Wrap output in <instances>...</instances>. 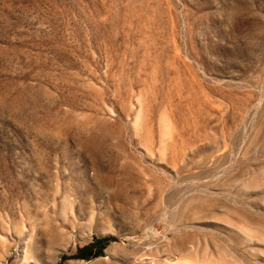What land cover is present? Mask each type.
<instances>
[{
	"label": "rangeland",
	"instance_id": "1",
	"mask_svg": "<svg viewBox=\"0 0 264 264\" xmlns=\"http://www.w3.org/2000/svg\"><path fill=\"white\" fill-rule=\"evenodd\" d=\"M0 264H264V0H0Z\"/></svg>",
	"mask_w": 264,
	"mask_h": 264
},
{
	"label": "trees",
	"instance_id": "2",
	"mask_svg": "<svg viewBox=\"0 0 264 264\" xmlns=\"http://www.w3.org/2000/svg\"><path fill=\"white\" fill-rule=\"evenodd\" d=\"M105 245H106V239H98L97 241H94L89 245H86L84 248L88 249V253L85 254L84 256L98 254L100 248L104 247ZM94 247H96V249H93Z\"/></svg>",
	"mask_w": 264,
	"mask_h": 264
}]
</instances>
